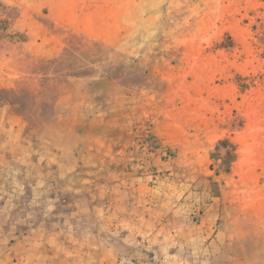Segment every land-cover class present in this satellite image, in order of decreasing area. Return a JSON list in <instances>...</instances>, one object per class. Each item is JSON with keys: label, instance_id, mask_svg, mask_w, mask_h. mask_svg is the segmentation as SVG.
I'll return each mask as SVG.
<instances>
[{"label": "rangeland", "instance_id": "rangeland-1", "mask_svg": "<svg viewBox=\"0 0 264 264\" xmlns=\"http://www.w3.org/2000/svg\"><path fill=\"white\" fill-rule=\"evenodd\" d=\"M4 103L0 264H264V0H0Z\"/></svg>", "mask_w": 264, "mask_h": 264}, {"label": "crops", "instance_id": "crops-1", "mask_svg": "<svg viewBox=\"0 0 264 264\" xmlns=\"http://www.w3.org/2000/svg\"><path fill=\"white\" fill-rule=\"evenodd\" d=\"M26 122L17 104L0 105V210L9 211L24 194L25 163L34 153L25 139ZM22 173V174H20ZM9 240L0 233V243ZM0 253L4 255L3 249ZM5 258V257H3Z\"/></svg>", "mask_w": 264, "mask_h": 264}, {"label": "trees", "instance_id": "trees-1", "mask_svg": "<svg viewBox=\"0 0 264 264\" xmlns=\"http://www.w3.org/2000/svg\"><path fill=\"white\" fill-rule=\"evenodd\" d=\"M226 145L228 147L226 148V154L224 156V160H225V162L227 164V167H226V170H227L228 169V165H229V161L232 160L233 157H234L233 146L228 140L222 139V140H219L217 147L218 146H226Z\"/></svg>", "mask_w": 264, "mask_h": 264}]
</instances>
